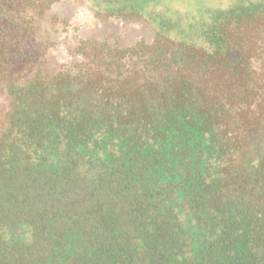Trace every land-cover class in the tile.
Masks as SVG:
<instances>
[{
  "label": "trees",
  "instance_id": "16d2710c",
  "mask_svg": "<svg viewBox=\"0 0 264 264\" xmlns=\"http://www.w3.org/2000/svg\"><path fill=\"white\" fill-rule=\"evenodd\" d=\"M58 1L0 0V264H264V0L183 34L179 0H78L153 41L53 60Z\"/></svg>",
  "mask_w": 264,
  "mask_h": 264
},
{
  "label": "rangeland",
  "instance_id": "374dc122",
  "mask_svg": "<svg viewBox=\"0 0 264 264\" xmlns=\"http://www.w3.org/2000/svg\"><path fill=\"white\" fill-rule=\"evenodd\" d=\"M249 2L256 0H179L177 8L179 11V31L185 26L186 20L205 19V14L215 10H225L237 2ZM61 19H66L67 24L61 27L55 39L59 43L63 40L66 46H72L81 39L95 38L116 46L131 45L140 39L151 40L154 31L150 26L139 23L125 22L117 19L102 20L93 16L84 6L74 0H59L51 9ZM187 26V25H186ZM179 35H181L179 33ZM59 47L60 46H55ZM60 50H54L53 60H61Z\"/></svg>",
  "mask_w": 264,
  "mask_h": 264
},
{
  "label": "flooded vegetation",
  "instance_id": "af4514ba",
  "mask_svg": "<svg viewBox=\"0 0 264 264\" xmlns=\"http://www.w3.org/2000/svg\"><path fill=\"white\" fill-rule=\"evenodd\" d=\"M74 1H76V0H74ZM77 2H79L82 6H84L83 5V3H81L80 1H78L77 0ZM90 13H91V11H89ZM92 14V13H91ZM93 15V14H92ZM94 16V15H93ZM100 19H102V20H106V19H103V18H100ZM111 19H116V18H111ZM117 20H120V19H117ZM120 21H123V20H120ZM132 23H134V22H132ZM65 24H67V20L66 19H61L60 17H59V21H58V24H57V30H58V33L60 32V30H61V27H64V25ZM139 24H142V25H147V26H150L151 28H152V26L150 25V24H147V23H139ZM153 29V28H152ZM154 31V30H153ZM58 33H56L55 35H54V38L57 36V34ZM154 34H155V31H154ZM153 37H154V35H153ZM87 39H94V40H96L95 38H86V39H81L79 42H77L75 45H74V47H72V46H66V42L65 41H61L60 43H59V40H57V39H54L55 40V43H56V46H60L61 47V50H60V48L59 47H56V48H54V50L56 51V50H60V53H61V56H62V60L63 59H65V58H67L68 56H69V54H70V51L69 50H72V49H74L75 47H77L79 44H80V42L82 41V40H87ZM97 42H105V41H99V40H96ZM140 41H144L145 43H151L152 41H153V38L151 39V40H145V39H140V40H138L137 42H135V43H133V44H131V45H125V46H116V45H114L113 43H107V44H110V45H113V46H115V47H119V48H125V47H132V46H134V45H136L137 43H139Z\"/></svg>",
  "mask_w": 264,
  "mask_h": 264
}]
</instances>
